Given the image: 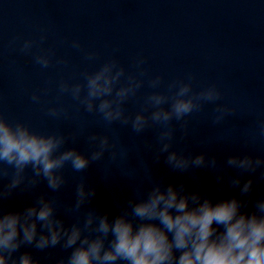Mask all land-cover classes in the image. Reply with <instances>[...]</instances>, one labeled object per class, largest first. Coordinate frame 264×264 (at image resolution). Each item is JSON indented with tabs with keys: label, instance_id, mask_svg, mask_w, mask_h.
<instances>
[{
	"label": "clouds",
	"instance_id": "obj_1",
	"mask_svg": "<svg viewBox=\"0 0 264 264\" xmlns=\"http://www.w3.org/2000/svg\"><path fill=\"white\" fill-rule=\"evenodd\" d=\"M47 39L42 31L38 38H13L9 46L32 55L42 69L49 68L54 60L67 65L66 59L56 57L54 47H44ZM71 47L83 51L85 61L97 59V52L85 51L79 40H72ZM34 48L39 52L33 54ZM144 64L143 58L136 59V71L129 72L117 59L109 58L93 71L85 68L79 80L61 79L56 83L57 104L47 107L48 117L70 119L68 109L60 103L68 96L84 112L97 115L107 130L87 136L91 147L87 154L66 147L70 138L75 141L86 129L76 128L67 135L59 130L39 132L24 121L10 120L0 109V264H264V197L256 199L250 211V199L242 198L253 191V179L243 180V174L261 169L264 178V156L227 158V166L240 173L230 180L239 195L227 199L214 201L198 190H187L183 183L155 181L142 161L140 167L149 177L147 187L137 186L116 215L90 206L96 188L82 175L75 185L73 201L65 203L54 195L67 183L66 168L83 173L91 163L103 160L105 153L109 162L131 179L135 169L121 168V162L128 161L129 149L113 131L117 123L130 126L136 134L156 129L155 159L167 153L166 163L174 171L218 167L215 157L185 155L174 149L173 121L187 135L193 113L204 112L211 104L215 106L212 123H222L235 110L221 102V89L213 83L197 91L192 75L165 84L162 75H150ZM145 83L153 91L143 96L138 111L129 113L127 102ZM51 90L45 87L34 91L32 102L40 104L42 95ZM217 179L223 181V176ZM41 181L52 194L41 193L22 209L4 210L3 202L17 190L32 191ZM57 247L66 254L57 258L49 254V258L41 259L28 250L45 252Z\"/></svg>",
	"mask_w": 264,
	"mask_h": 264
},
{
	"label": "water",
	"instance_id": "obj_2",
	"mask_svg": "<svg viewBox=\"0 0 264 264\" xmlns=\"http://www.w3.org/2000/svg\"><path fill=\"white\" fill-rule=\"evenodd\" d=\"M42 31L48 36L44 47H54L56 57L66 59L67 65L54 60L49 68L42 69L32 55L9 46L13 38H38ZM72 40H79L85 51L97 52V59L85 61L84 52L71 47ZM37 52L39 49L34 48L33 54ZM109 58L117 59L129 72H135L134 61L143 58L148 73L162 75L165 84L189 75L195 77L197 91L216 84L223 93L221 102L234 109V115L213 124L211 112L215 106L206 105L204 112L193 113L187 135L173 121V147L185 155L215 157L218 167L174 171L166 163L167 153L155 159L156 129L136 134L130 126L117 123L113 131L129 149L128 161L121 162V168L135 169L131 179L109 162L105 153L103 160L91 163L83 173L66 168L67 183L54 195L65 203L73 201L75 185L82 175L96 188L90 206L116 215L137 186L147 187L149 177L140 167L141 161L155 181L183 183L187 190H198L214 201L239 195L230 180L240 173L227 166V158L264 156V0H0V109L10 120L24 121L45 133L59 130L67 135L84 128L85 134L75 141L70 138L66 147L87 154L91 150L87 136L107 131L99 117L84 112L68 96L60 103L68 109L70 119L54 120L47 116L46 109L57 104L58 81L79 80L85 68L93 71ZM45 87L52 90L42 95L40 104H34L32 93ZM151 91L145 83L127 102V111H138L143 96ZM261 171L243 174V180L253 179L252 193L242 197L250 199L249 211L256 199L264 197ZM219 175L223 181H218ZM41 193L52 194L45 181L32 191L17 190L3 202L4 210L22 209ZM28 250L41 259L49 258V254L53 258L66 254L59 247L45 252Z\"/></svg>",
	"mask_w": 264,
	"mask_h": 264
}]
</instances>
